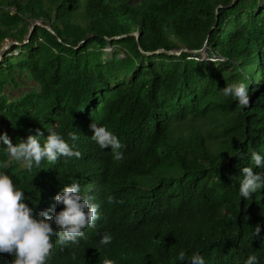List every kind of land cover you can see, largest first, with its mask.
<instances>
[{
  "label": "trees",
  "instance_id": "1",
  "mask_svg": "<svg viewBox=\"0 0 264 264\" xmlns=\"http://www.w3.org/2000/svg\"><path fill=\"white\" fill-rule=\"evenodd\" d=\"M37 21L55 35L36 26L0 62V133L15 145L39 130L43 144L53 129L81 158L29 171L0 141V173L34 213L62 210L54 197L71 183L100 206L86 239L53 237L46 264H187L181 251L204 264H245L252 254L264 264V188L239 195L243 167L264 175L251 161L252 151L264 157V0H0V47L23 43ZM131 33L138 43L108 40ZM205 41L203 54L140 51ZM232 83L246 85L248 107L223 94ZM93 122L124 145L121 160L91 139ZM105 232L113 239L101 245ZM13 259L0 253V264Z\"/></svg>",
  "mask_w": 264,
  "mask_h": 264
},
{
  "label": "clouds",
  "instance_id": "2",
  "mask_svg": "<svg viewBox=\"0 0 264 264\" xmlns=\"http://www.w3.org/2000/svg\"><path fill=\"white\" fill-rule=\"evenodd\" d=\"M221 90L225 96H232L241 106H249L250 96L244 83H232ZM90 129L93 132L91 139L101 149L110 148L116 161L123 158L121 149L124 145L117 136L94 122ZM41 136L42 133L37 130L36 135H28L25 140L13 145L7 133H0V141L6 146L9 160L22 162L29 171L33 167L39 168L44 160L55 163L60 157L81 158V153L75 150V144L67 143L53 129L48 130L43 144L40 142ZM68 137L73 142L79 139L77 132L68 133ZM251 161L257 167L264 166V157L255 151L251 152ZM241 176L239 195L244 199H251L253 193L264 188V175L254 172L252 167H243ZM230 179H236V176ZM25 199L24 192L13 185L9 176L0 173V253L13 256L12 264H46L54 248L53 237H57V242L61 245L68 242L78 243L80 238L86 239L83 230L95 227L100 219L99 204L93 202V196L81 194L79 183L65 186L54 197L56 205L63 206L58 212L49 208L34 213L24 202ZM107 202L111 204L116 201L113 196H108ZM52 225L56 226V230ZM259 232L260 229L257 227L255 234L259 235ZM112 239V235L105 232L100 236L99 243L108 245ZM177 259L187 260V264H204V259L199 253H193L191 257L186 258V253L181 251ZM102 264H114V261L104 259ZM245 264H258L257 256L249 255Z\"/></svg>",
  "mask_w": 264,
  "mask_h": 264
},
{
  "label": "water",
  "instance_id": "3",
  "mask_svg": "<svg viewBox=\"0 0 264 264\" xmlns=\"http://www.w3.org/2000/svg\"><path fill=\"white\" fill-rule=\"evenodd\" d=\"M235 0H232V2H234ZM222 8L221 6H217L216 10H215V21L217 22L218 21V10ZM36 26H39V27H42V28H45L48 32H50L52 35H55L54 31L48 27V26H44L42 25L40 22H34L32 23V25L30 26L29 30H28V33L26 35V39L23 43H18V42H15V41H6L1 47H0V62L3 58V56L9 51L11 50V48L13 46H22L26 43L29 42V39L32 35V32L33 30L35 29ZM212 29H214V26L212 27ZM126 36H134L135 39H136V42L138 43V33H131V34H128V35H123V36H119V37H114V38H110L108 40H113V39H120V38H123V37H126ZM208 38V37H207ZM59 42H61V40L59 38H57ZM206 44L207 42L205 41L204 43V46L201 50H188V49H181L179 51H165V50H157V51H154V52H150V53H146V52H143L141 49L140 51L149 56V55H154V54H159V53H166L170 56H179L181 55L182 53L184 52H187V53H192V54H196V53H201L203 54L205 49L207 48L206 47Z\"/></svg>",
  "mask_w": 264,
  "mask_h": 264
},
{
  "label": "rangeland",
  "instance_id": "4",
  "mask_svg": "<svg viewBox=\"0 0 264 264\" xmlns=\"http://www.w3.org/2000/svg\"><path fill=\"white\" fill-rule=\"evenodd\" d=\"M7 41H10V40H7ZM107 53H111V49L110 48H107L106 49ZM25 89L23 87L19 88V89H9V88H6V92H8L11 96L12 95H19L21 94ZM139 181H142V178H138Z\"/></svg>",
  "mask_w": 264,
  "mask_h": 264
},
{
  "label": "bare ground",
  "instance_id": "5",
  "mask_svg": "<svg viewBox=\"0 0 264 264\" xmlns=\"http://www.w3.org/2000/svg\"><path fill=\"white\" fill-rule=\"evenodd\" d=\"M200 189V188H199Z\"/></svg>",
  "mask_w": 264,
  "mask_h": 264
}]
</instances>
